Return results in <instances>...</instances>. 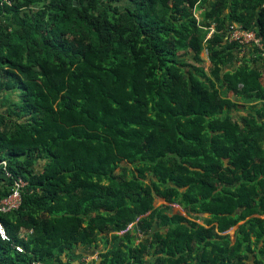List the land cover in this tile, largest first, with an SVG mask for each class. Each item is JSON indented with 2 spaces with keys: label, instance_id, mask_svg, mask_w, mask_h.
I'll return each instance as SVG.
<instances>
[{
  "label": "trees",
  "instance_id": "obj_1",
  "mask_svg": "<svg viewBox=\"0 0 264 264\" xmlns=\"http://www.w3.org/2000/svg\"><path fill=\"white\" fill-rule=\"evenodd\" d=\"M231 24L264 44V0H0V264H264V56Z\"/></svg>",
  "mask_w": 264,
  "mask_h": 264
},
{
  "label": "built area",
  "instance_id": "obj_2",
  "mask_svg": "<svg viewBox=\"0 0 264 264\" xmlns=\"http://www.w3.org/2000/svg\"><path fill=\"white\" fill-rule=\"evenodd\" d=\"M226 41L237 43L239 46L242 47V50L245 52V49H249L252 51V49H257V51L260 53V56H264V44L262 42V39L260 37H257L255 33L251 30H244L241 29L236 24H231L228 26ZM242 51L240 52L241 55ZM206 53L203 52L204 59ZM0 167L4 171L5 169V162H0ZM4 176L9 177V174L7 172H4ZM26 182L23 181L21 178H17L13 181L12 188L7 196L2 198L0 200V213L5 214L12 212L16 210L20 205V196L21 191L25 187ZM0 239L7 241L8 237L0 224ZM16 252H20L21 248L16 246L15 248ZM34 264V263H32ZM76 264H89V260L87 258L80 259Z\"/></svg>",
  "mask_w": 264,
  "mask_h": 264
},
{
  "label": "crops",
  "instance_id": "obj_3",
  "mask_svg": "<svg viewBox=\"0 0 264 264\" xmlns=\"http://www.w3.org/2000/svg\"><path fill=\"white\" fill-rule=\"evenodd\" d=\"M172 212L174 213L173 210H172ZM129 228H130V226L127 229H129ZM231 230L232 231L227 232V234L229 235L230 241L232 243L235 228H232ZM139 237H140V235H138V240L140 239ZM138 240H136L135 243H137ZM109 248H110V244H106L103 246L101 243H97V246L94 250H83V248L77 247L71 253V256L73 257L72 262H78L82 258H87L89 260V264H100L101 259L99 258V255L104 254L107 250H109ZM143 258L145 259L146 257L144 256ZM251 261H252V257L249 256V260L247 261V263H251Z\"/></svg>",
  "mask_w": 264,
  "mask_h": 264
},
{
  "label": "rangeland",
  "instance_id": "obj_4",
  "mask_svg": "<svg viewBox=\"0 0 264 264\" xmlns=\"http://www.w3.org/2000/svg\"><path fill=\"white\" fill-rule=\"evenodd\" d=\"M203 57V56H202ZM163 204H165V202L163 201V200H161V199H155L154 200V206L155 207H157V206H159V205H163ZM173 211L174 212H178V213H180L181 215H183V213L177 208V207H175V206H173ZM232 230L230 229L228 232H231Z\"/></svg>",
  "mask_w": 264,
  "mask_h": 264
}]
</instances>
